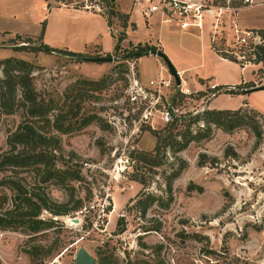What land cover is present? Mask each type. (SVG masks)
Segmentation results:
<instances>
[{
  "label": "rangeland",
  "instance_id": "rangeland-1",
  "mask_svg": "<svg viewBox=\"0 0 264 264\" xmlns=\"http://www.w3.org/2000/svg\"><path fill=\"white\" fill-rule=\"evenodd\" d=\"M131 1L0 0V27L11 34L0 35V61L11 58L31 65L30 77L38 99L51 107L46 119L37 120L34 127L55 141L49 148H56L52 168H72L80 176L78 182L66 181L58 186L46 180L42 166L0 170V264H75L81 247L94 257L95 264L101 252L112 254L115 264H264V116L249 108L264 114V90L245 95L247 107H241L244 120L232 130L200 119L195 122V117L213 110L208 106L213 99L218 97L214 106L222 110L217 111L234 112L241 100L237 95H243L251 85L264 86V74L259 71L264 66L253 64L247 50L238 51L230 26L234 23L240 32L264 30V0H253L251 5H244L242 0H195L213 8L212 14L203 15L200 30L183 32L174 25H162L160 44L164 43L178 62L198 65L187 77L191 76L192 83L205 79L201 81L205 89L177 100L170 92L167 101L176 102L179 119L173 124L155 120L150 126L153 131L144 128L138 133L134 150L131 144L121 142L101 118L108 113L126 114L123 101L127 78L123 71L129 79L138 75L136 59L124 58L137 44L122 45L126 32L134 29L129 15L123 12ZM62 6L92 14L71 17L65 12L51 30V37L54 34L69 39L86 29L89 38L95 37L99 46L110 50L123 35L119 49L106 54L114 61L92 62L90 59L97 58L96 51L82 57L33 51L42 43L47 46L43 36L49 10ZM227 7L229 10L218 16L217 8ZM110 10L122 17L110 15ZM136 10L141 26L148 24L153 40L157 23L160 27L159 16L144 22L141 11ZM101 17L109 22L110 34ZM217 17L214 46L233 50V56L228 57L247 68L240 70L211 61L209 45ZM142 27L138 28L140 34ZM173 29L189 34V42L180 47L174 38L184 34H173ZM21 31L30 37L18 36ZM22 46L24 50H20ZM159 67L145 57L139 64L143 80L155 79ZM223 81L238 84L209 99L207 85ZM28 121L32 119L24 107L13 114L0 110V160L13 150L9 137ZM169 133L177 142L182 137L190 142L181 151L168 149L153 156L151 162L138 160L141 155H154L157 137ZM20 150L21 146L15 153ZM13 184L20 190V200L12 191ZM148 194L154 201L142 216V205L137 203L145 201ZM24 195L36 204L34 209L21 200ZM78 199L84 208L70 211L72 201ZM38 208L36 219L56 221L54 226L35 231L27 226V219ZM64 209L68 215L54 216V211ZM73 218L80 222L72 223Z\"/></svg>",
  "mask_w": 264,
  "mask_h": 264
},
{
  "label": "trees",
  "instance_id": "trees-1",
  "mask_svg": "<svg viewBox=\"0 0 264 264\" xmlns=\"http://www.w3.org/2000/svg\"><path fill=\"white\" fill-rule=\"evenodd\" d=\"M111 1L113 2V0ZM110 15L116 16L118 18L122 17V15H117L116 13H114L113 10H110ZM107 25H109V22H107ZM131 26L134 28V24H131ZM124 27H126V23ZM42 33H43V28H42ZM256 33H258L261 37L262 42L260 45H253L251 43L238 44L237 42H235L236 43L235 46L239 48L238 49L239 52H243L247 50L249 52L248 55L251 58H253V62H252L253 64L255 65L262 64V66H264V30H259ZM123 39H124L123 35H121L117 39V44L115 46V49H119V44L123 41ZM210 44H211V48L218 56H220L225 60L238 64L241 68L243 67L236 59L228 57V56H233L232 55L234 53L233 50H228V49L223 50V48L214 46V42L212 41L210 42ZM24 49H25L24 46L20 48V50H24ZM33 51H38V52L44 51L49 53L54 52L57 54L71 56V57L83 56L81 54L72 53L70 51L52 49L44 44L40 45L38 48H34ZM156 51L161 53V51L157 50L155 47L142 46L140 44H137L134 50L127 52L125 58L138 59L137 56L139 54H142L144 52L157 53ZM105 57L109 58L110 55H106ZM0 66L2 67V73H3V78L0 79V110H2L7 114H13L17 109L24 107L26 109L27 116L30 119H32V121H28L24 123L9 137L8 142L12 146L13 150H10L0 160V170L5 169L6 167H18L21 165L38 166V167L42 166L43 167L42 174L44 175L46 180H53L55 185L63 186L66 181H70V182L80 181L79 173L75 170H72V168L67 167L63 171L52 168L54 161L56 159L55 155H53L52 152L55 151L56 148H52V150L50 151L49 148L54 145L55 141L52 138L37 132L36 128L34 127V124L37 123V120L46 119V116L51 110V107L49 105H46L40 99H38V95L32 86V80L30 77L31 65L22 60L9 58L0 61ZM259 71H261L262 74H264V70L262 71V69H259ZM123 73H125V76L127 75V71H123ZM136 77L138 78V75H136ZM242 84L246 85L248 83H242ZM253 89H254V85H251L250 87L245 89L250 91L243 92L242 94L243 95L248 94L254 91ZM92 118L101 121L99 117L94 116ZM195 119H196L195 122H198L200 119L204 121L206 124H213L216 127H222L223 129L229 131L235 128L236 126L240 125L243 122L244 117H242V109L239 108L234 112L207 110L201 113L200 115H198L197 117H195ZM143 129L144 128H142V130ZM145 129L153 131L150 128H145ZM174 137L175 136L172 135V133H169L163 138H160V136L157 137V144L153 150L154 155L152 154L141 155L140 159L138 160L145 163L147 160L151 162V159L154 158L153 156H157L159 155V153L164 154L168 149H173L175 152L181 151L190 142V139L186 137H182V140L180 142H177L174 140ZM19 146H21L23 150L17 151L15 153V151ZM176 175L177 173H173V176L176 177ZM12 186H13L12 191L14 192V194H16V199L20 200L21 198L20 196H22L20 190L16 185L13 184ZM24 197L26 196L24 195ZM145 198H146L145 201L143 202L139 201L137 203L139 205H142V216H145V213L147 212L149 205H151L152 202L154 201L153 197H151L149 194ZM21 200H23V202L31 210L34 209V207L36 206V204L32 201V199L26 197ZM72 202H73V206L70 211L73 212L82 211L84 205L81 199ZM38 212H39V208L36 209L35 213H33V215L29 217V219H27L29 223L27 226H29V228L35 231L41 228H50L54 226L56 221L37 220L36 217ZM53 214L55 217L66 216L68 215V212L65 209L56 210L53 212ZM12 225L13 224H10L9 226ZM87 225H88L87 227L89 228L91 226V222L89 221ZM98 256L99 259L96 264H115L116 260L115 258H113L112 254H108L107 252H101Z\"/></svg>",
  "mask_w": 264,
  "mask_h": 264
},
{
  "label": "built area",
  "instance_id": "built-area-1",
  "mask_svg": "<svg viewBox=\"0 0 264 264\" xmlns=\"http://www.w3.org/2000/svg\"><path fill=\"white\" fill-rule=\"evenodd\" d=\"M242 2L244 5H251L253 0H242ZM133 6L141 11L142 16L146 20L153 16H159L161 25H174L182 31H186L189 28L200 30L203 26V15L213 13L211 6L207 7L195 0H133ZM93 8L97 9L98 7L95 6ZM217 10L219 16L223 11H228L229 8H217ZM218 22L219 19L217 17L212 24L213 40H210L212 42H214V35L218 33ZM230 26L238 44H261L262 40L258 33L251 30L240 32L234 23H230ZM126 78V96L123 101L126 106L124 109L126 114L123 115L122 112L117 115L108 113L107 115L103 114L101 118L121 142L126 146L131 144L130 148L134 150L133 141L138 133L142 131V128H151L155 120L163 124H173L179 119L180 115L179 110L175 106L176 102H168L167 95L171 92L177 100L179 96L191 97L193 91L187 87L180 76L179 85H176L174 79L169 75L165 78L162 73L148 82H142L137 77L129 79L128 75H126ZM232 89L235 88L232 87ZM207 90L210 93L209 99H212L216 93L227 89L219 88L215 84H209L207 85Z\"/></svg>",
  "mask_w": 264,
  "mask_h": 264
},
{
  "label": "crops",
  "instance_id": "crops-1",
  "mask_svg": "<svg viewBox=\"0 0 264 264\" xmlns=\"http://www.w3.org/2000/svg\"><path fill=\"white\" fill-rule=\"evenodd\" d=\"M43 6H44V3H43ZM136 9L137 8L133 6V0H132L131 3H130V6L127 7L123 11V12H125V13H127L129 15V21H130V23L134 24V29H129L126 32V38L122 42V45L124 43L128 44L129 42H132V43H136V44H147L148 46H153L155 48H158V50H160L161 53L164 54L169 59L171 65L174 67V69L176 70L178 75L186 83L187 87L191 91H193V92H201V91H203L205 88L201 84L202 83L201 81H203L205 79H197L198 83L197 82L196 83H192V81L190 82L191 76L187 77L196 67H198V65L197 66H191L190 63L183 64L181 62H178L175 58H173V56H171V54L168 52V50H166L165 44L164 43L160 44V40H159L160 35L159 34H160L161 30H164V27L162 29V25L161 24H160V27H159V24L157 23L158 31L156 33L155 38H153V40H152L151 39L152 36L150 34V30L148 28V24L146 25V27L145 26L144 27L141 26V17L140 16L138 18L136 17V14H138L137 13L138 10H136ZM65 12H67V14L69 13L71 17H74L75 15L91 13V12H87L85 10H78V9H74V8L64 7V6L50 8L49 13H48L49 19H48V21L46 23L45 32H44V36H43V38L45 39V42L47 43V46L51 45V46H54V47H50L49 46L50 48L58 49V50L70 51L72 53H78V54H81V55L87 54L88 52L96 51L94 53V55H96L99 58L105 56L106 54L112 53V51L115 48V46H113V48L110 49V50H105L102 46H99L97 44V42L95 41L96 40L95 37L94 38H89L88 31L86 29H84L79 34L74 33L73 35L70 36L69 39H61V37L54 36V34H53V37H51V30L54 31L55 27L57 26V22H61L62 21V19H63L62 16L66 14ZM94 16H96L97 18H100V16H98L96 14ZM102 18L103 17H101V19ZM142 19L144 20V22L147 21L144 17ZM102 21L106 25L107 33L110 34L109 31H108L106 20L103 18ZM139 26L144 29L141 34H140L139 29H138ZM6 30L7 29L5 27H0V35H2V34L11 35ZM173 30H175V31L171 32L173 34L179 32V30H177V29H173ZM183 32H186V31H183ZM190 32H193V31H190ZM20 33H22V34L21 35L17 34V35L18 36H28V37H30L27 34V32L21 31ZM179 33L180 34H184V33H181V32H179ZM198 35L201 37V32L200 33L198 32ZM181 36L182 35H179L178 37L174 38L179 43L180 47L182 46V44H184L186 42H189V38L187 36H190V35L185 33L183 35L184 37H181ZM141 37H143L142 38L143 40L141 39ZM114 45H116L115 41H114ZM203 54H204V52H203ZM209 54H210L211 61L215 62L217 64L227 65L229 67L237 68V69H240V70H243V69L247 68V67L241 68L238 64H235L233 62H230L228 60H225V59L221 58L211 48V44L209 45ZM145 57L153 59V62L156 64V66L157 65L160 66L159 70L157 69V72H156L157 73L156 74L157 77H158V75L160 73L166 74L168 76V71H167V73H165L167 69H165V67H163L164 64L160 62L158 57H155L153 55H148V56H144V57L136 59V64H137V68H138V71H137L138 72V78L142 82H145V80H143L142 69L139 68V64ZM206 83L207 82H205V84ZM237 84H238V82H227V81L215 83V85H217L219 88H225L227 90L228 89L231 90L232 87L237 86ZM252 92H254V91H252ZM245 95H240V96L237 95L236 96V97H239V99L241 98V100L238 102L237 108L247 107V105L244 102ZM217 98L213 99L210 103H208V106H209L210 109L222 110V109H217L214 106V103L217 100ZM249 108L254 110L255 112L261 114L262 116H264V114L261 111H259L258 109L251 108V107H249Z\"/></svg>",
  "mask_w": 264,
  "mask_h": 264
},
{
  "label": "water",
  "instance_id": "water-1",
  "mask_svg": "<svg viewBox=\"0 0 264 264\" xmlns=\"http://www.w3.org/2000/svg\"><path fill=\"white\" fill-rule=\"evenodd\" d=\"M148 55H153L155 57H158L160 58L167 71H168V75L174 79L176 85H179L180 83V80H179V76H178V73L176 72V70L174 69V67L171 65L170 61L168 60V58L162 54V53H151V52H144L142 54H139L137 56V58H141V57H144V56H148ZM92 62H111V61H114L113 58H94V59H90ZM264 89V86L260 87V88H254L253 90L254 91H258V90H263ZM250 90H243L242 92H249ZM72 223H75V224H78L80 221L79 219L77 218H73L72 220ZM121 222H122V225H123V231H125V223H124V220L121 218ZM74 263L75 264H95V259L94 257L83 247L79 248L76 252V255H75V259H74Z\"/></svg>",
  "mask_w": 264,
  "mask_h": 264
}]
</instances>
